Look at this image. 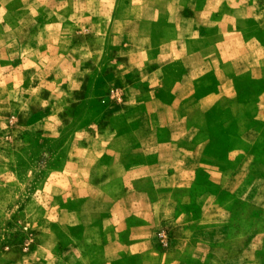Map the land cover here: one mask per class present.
<instances>
[{
	"label": "rangeland",
	"instance_id": "rangeland-1",
	"mask_svg": "<svg viewBox=\"0 0 264 264\" xmlns=\"http://www.w3.org/2000/svg\"><path fill=\"white\" fill-rule=\"evenodd\" d=\"M112 4L0 0V264H63L59 256L64 260L89 252L128 258L135 254L128 247L134 231L117 236L114 224H144L148 215L128 208L144 205L143 211L149 212L161 191L173 190L180 211L190 213L179 212L172 227L159 231L163 247L187 237L202 238L208 240L203 248L208 256L205 262L193 260L196 251L190 247L189 264H264V51L244 55L241 64L250 69L235 88L220 87L224 76L217 72L183 88L181 98L174 91L184 70L176 64L172 74L178 80L166 83L171 109L154 120L161 128L159 159L152 142L151 155L137 147L138 120L126 117L129 112L115 115L125 93L136 95L139 86L101 84L96 76L99 67L98 73L107 77L121 74L125 45L151 47L140 36H154L162 52L174 39L178 49L186 44L192 51L212 49L236 32L245 40L259 35L264 44V0ZM239 47L243 50V44ZM78 64L84 69L77 71ZM62 79L68 83L59 87ZM74 80L81 81L79 89L68 85ZM134 107L129 108L140 116L141 107ZM84 130L94 134L85 140L94 153L100 142L111 138L103 159L89 156L97 162L93 166L76 150ZM125 154L134 166H147L143 173L149 176L166 175L162 166L154 168L161 162L181 183L159 189L152 181L120 178L124 168L107 166ZM85 188L110 196L114 210L99 198L78 199L76 194ZM129 189L134 193L131 203ZM124 195L127 204L121 200ZM183 223L191 226L186 232L175 226ZM202 227L206 230H196Z\"/></svg>",
	"mask_w": 264,
	"mask_h": 264
},
{
	"label": "crops",
	"instance_id": "crops-1",
	"mask_svg": "<svg viewBox=\"0 0 264 264\" xmlns=\"http://www.w3.org/2000/svg\"><path fill=\"white\" fill-rule=\"evenodd\" d=\"M103 2L113 3L114 0H102ZM139 36H136L138 38ZM260 36H251L250 38L247 37L245 40L244 36L240 32H236L233 34L230 40L223 41L218 43V46H214L209 49H200L196 51H192L188 48V45L182 46L181 49L177 47V40H171L168 44V50L162 52L160 46L155 41L154 36H140L144 40H148L151 44V47L144 44L141 47L134 46L131 48L132 44L125 45V49L122 50L123 64L120 65L121 74L117 77L114 75L105 76L104 74H99L98 71H102L101 67H99L96 71V76L100 78L101 84L104 82H111V84H118L121 83L123 86L131 87L134 83L139 86V91L136 95H131L128 91L125 93L123 104L120 106L121 110L119 114L122 115L126 114V117H134V119L138 120V124L135 134L137 135V139L139 143L137 147L139 148L140 152L146 153L151 155L149 142H152L154 148L152 151L154 154L160 151L161 155V144L159 141V137L161 136V128L155 124L154 120L161 119V112L169 111L171 107L167 106V100L165 98V94L169 92V89L166 86L168 81H173L176 77L172 74V69L176 66V64H180V67L184 70L183 80L178 82V90L175 89L174 95L177 98H181L183 96L182 90L183 88L187 87H194L197 85V80H199L203 75L208 77L212 75V73L216 74L217 72L220 73V76H224V80H221L219 83L220 87H236L237 80L246 74L250 68H248L245 64H241L242 58L244 55L248 54H258L261 51H264V44L260 43L259 38ZM192 38V37H191ZM147 43V42H146ZM239 44H243V50L239 47ZM245 45V46H244ZM180 50L182 57H185V60L180 61L177 60V53ZM153 51V53H152ZM80 64V63H79ZM78 69L83 70L84 64L79 65ZM106 67V65H104ZM103 69H106V68ZM20 72H25L23 67H18ZM16 70V72H19ZM183 70H181L183 72ZM201 73L197 75L199 72ZM98 74V75H97ZM183 74V73H182ZM205 77V78H206ZM178 79H176L177 81ZM59 87H64L68 81L62 79V81H57ZM97 83V82H96ZM176 83V82H175ZM173 86L177 87V83ZM81 81L74 80V82H69V86L73 85V89H79L81 87ZM218 86V84H217ZM148 89L149 92H142L143 89ZM62 89V88H60ZM228 92H222L221 95H226ZM173 95V96H174ZM174 97V98H175ZM88 103H91L88 102ZM92 104V103H91ZM166 104V105H165ZM139 106L141 107L140 116H134V112L129 107ZM134 107V108H135ZM138 110V109H137ZM94 112V111H93ZM100 115V114H99ZM156 115V116H155ZM158 116V117H157ZM146 126L141 127V124H145ZM150 121V122H149ZM151 125L149 126V124ZM110 130V129H109ZM94 133L95 130L93 131ZM102 131H99V133ZM78 135H86L82 138V143L76 148L80 155L83 152L88 160L89 156L95 154L99 156V159H103L108 152L110 151V140L111 138L105 139L103 142H98L100 144L99 149H96L95 153L90 150L88 145L85 143L87 137H90L92 134L91 131L84 130L80 132ZM101 135V134H100ZM154 137V139H153ZM156 137V138H155ZM151 145V144H150ZM152 147V145H151ZM155 151V152H154ZM128 155H121V158L116 160L113 166H107L108 170L111 169H118L124 168V173L121 174L120 178L126 179L129 182H138V181H152L156 184L159 189H171V184L173 183H181V178L178 179L177 177L172 175L167 169L162 165L161 162H157L154 164V168L163 167V171L166 172L156 176H149L143 173L147 166L140 165L138 167L134 166L133 163L128 160ZM157 154L155 155V157ZM157 159L159 157L157 156ZM160 161V160H159ZM97 162H93L89 160L88 165L93 166ZM128 166H131L128 168ZM134 167L133 169H131ZM134 175V176H133ZM106 176H109V173L106 172ZM179 187L181 185H178ZM174 186L172 185V188ZM176 187V186H175ZM79 193L82 195H77L78 199L81 198H99L103 203L111 204L112 211L114 210V201L108 195H103L102 193H98L96 189L85 188L82 189ZM131 190L129 189L126 195L129 196L130 203L132 202L131 196H133ZM137 193V192H135ZM173 191L168 192H160L158 197V202L153 204V207L150 209L149 212L143 211L145 209L144 205H141V209L137 207H129L128 210L130 212L148 216L144 218V224L139 225L138 227H132L126 224V227H118L117 224H114V231L115 235H120V233L134 231L133 238L130 241L129 246L130 252L134 251V255L130 254L131 256L125 258L124 255L116 258H108L109 256L104 254H98L92 256L91 252H89L88 256L82 257L79 256L78 253H75L69 259H64L59 256L58 261H62L63 264H189L187 258L190 259L188 254L190 253L188 248L193 247L196 251L192 259L200 262H205V257L208 256V253H204L203 248H207V241L205 239H193L191 237H187L180 241L176 245L175 241H171L168 247H163L160 240L158 239L157 234L160 230L168 229L172 227L174 221L178 218L179 212L183 213H190L189 211H180L178 204L175 203ZM139 194V193H137ZM146 196V193L143 194ZM127 196L121 197L123 204L126 203ZM146 199V197H144ZM140 200V199H139ZM156 200V198H155ZM120 201V199H119ZM118 201V202H119ZM121 201V202H122ZM116 202V204H118ZM186 203V202H184ZM110 211V212H112ZM175 226H181V231L186 232L191 226L190 224L183 223ZM199 231L206 230V227H202L200 229H196ZM104 241L106 237L103 238ZM137 239V240H135ZM140 239V240H138ZM99 242L102 243L104 246H109L108 242ZM97 242L94 241L95 245ZM107 250V249H106ZM200 250V252H198ZM127 251H129L127 249ZM126 253H129L127 252ZM198 253V254H196ZM116 260H120V263H116ZM116 261V262H114Z\"/></svg>",
	"mask_w": 264,
	"mask_h": 264
},
{
	"label": "built area",
	"instance_id": "built-area-1",
	"mask_svg": "<svg viewBox=\"0 0 264 264\" xmlns=\"http://www.w3.org/2000/svg\"><path fill=\"white\" fill-rule=\"evenodd\" d=\"M160 236H161L162 243L166 244L165 235L164 234H161Z\"/></svg>",
	"mask_w": 264,
	"mask_h": 264
}]
</instances>
